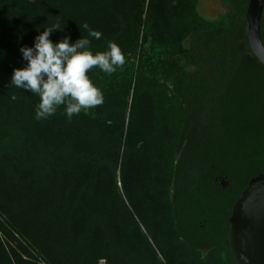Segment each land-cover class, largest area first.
Returning a JSON list of instances; mask_svg holds the SVG:
<instances>
[{"label":"trees","instance_id":"obj_1","mask_svg":"<svg viewBox=\"0 0 264 264\" xmlns=\"http://www.w3.org/2000/svg\"><path fill=\"white\" fill-rule=\"evenodd\" d=\"M219 2L207 19L199 0H0V264H236L228 219L264 172V67L249 0ZM85 23L93 54L115 42L125 64L89 71L101 106L36 120L39 97L9 84L19 49Z\"/></svg>","mask_w":264,"mask_h":264},{"label":"clouds","instance_id":"obj_2","mask_svg":"<svg viewBox=\"0 0 264 264\" xmlns=\"http://www.w3.org/2000/svg\"><path fill=\"white\" fill-rule=\"evenodd\" d=\"M81 27L88 37L74 43H70L67 35L59 42L51 41L49 37L62 30L53 25L44 28L31 47L19 49L25 63L22 68L13 69L9 84L39 97L35 107L36 120L54 116L61 106L68 120L82 111L101 106L103 92L92 83L89 71L98 67L112 75L125 64V55L115 42H108L107 51L93 54L91 40H99L103 34L87 23Z\"/></svg>","mask_w":264,"mask_h":264},{"label":"water","instance_id":"obj_3","mask_svg":"<svg viewBox=\"0 0 264 264\" xmlns=\"http://www.w3.org/2000/svg\"><path fill=\"white\" fill-rule=\"evenodd\" d=\"M264 0H249L245 38L252 55L264 67L260 25ZM228 244L236 264H264V172L251 179L232 207Z\"/></svg>","mask_w":264,"mask_h":264},{"label":"rangeland","instance_id":"obj_4","mask_svg":"<svg viewBox=\"0 0 264 264\" xmlns=\"http://www.w3.org/2000/svg\"><path fill=\"white\" fill-rule=\"evenodd\" d=\"M226 11L219 0H199L198 12L207 19H217Z\"/></svg>","mask_w":264,"mask_h":264},{"label":"flooded vegetation","instance_id":"obj_5","mask_svg":"<svg viewBox=\"0 0 264 264\" xmlns=\"http://www.w3.org/2000/svg\"><path fill=\"white\" fill-rule=\"evenodd\" d=\"M212 179L216 185L218 184V186H221L224 188L228 186V183L226 182V180L223 176V173L215 174L213 172Z\"/></svg>","mask_w":264,"mask_h":264}]
</instances>
